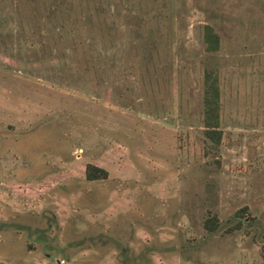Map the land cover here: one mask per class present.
I'll return each instance as SVG.
<instances>
[{
    "label": "rangeland",
    "instance_id": "rangeland-1",
    "mask_svg": "<svg viewBox=\"0 0 264 264\" xmlns=\"http://www.w3.org/2000/svg\"><path fill=\"white\" fill-rule=\"evenodd\" d=\"M263 243L264 0H0V264H264Z\"/></svg>",
    "mask_w": 264,
    "mask_h": 264
},
{
    "label": "trees",
    "instance_id": "trees-1",
    "mask_svg": "<svg viewBox=\"0 0 264 264\" xmlns=\"http://www.w3.org/2000/svg\"><path fill=\"white\" fill-rule=\"evenodd\" d=\"M207 48L214 49L217 47V35L212 32L207 33L206 37ZM208 73V72H207ZM210 74L206 75V88L203 96V121L205 125L204 133L206 137L213 143L218 144L222 136V128L220 127V92L215 78H208ZM85 175L88 179H95L100 177H105L107 175V170L99 165L93 163H87L85 166ZM238 212L243 213V208L237 210ZM218 218L215 214L208 216L204 220V227L212 231L217 227ZM262 251L264 255V243L262 244Z\"/></svg>",
    "mask_w": 264,
    "mask_h": 264
}]
</instances>
